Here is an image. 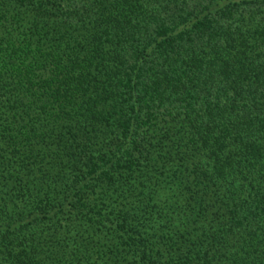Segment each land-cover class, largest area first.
I'll return each instance as SVG.
<instances>
[{
    "label": "trees",
    "instance_id": "1",
    "mask_svg": "<svg viewBox=\"0 0 264 264\" xmlns=\"http://www.w3.org/2000/svg\"><path fill=\"white\" fill-rule=\"evenodd\" d=\"M0 264H264V0H0Z\"/></svg>",
    "mask_w": 264,
    "mask_h": 264
}]
</instances>
